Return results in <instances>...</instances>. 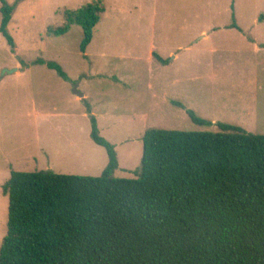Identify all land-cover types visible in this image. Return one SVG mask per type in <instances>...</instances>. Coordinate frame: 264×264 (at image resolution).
<instances>
[{"label": "rangeland", "instance_id": "374dc122", "mask_svg": "<svg viewBox=\"0 0 264 264\" xmlns=\"http://www.w3.org/2000/svg\"><path fill=\"white\" fill-rule=\"evenodd\" d=\"M90 1L6 0L14 44L0 32V244L11 170L101 173L107 154L90 138V113L115 146L116 177H136L149 127L216 131L223 122L264 134V0H101L84 52L77 24L46 34L64 9Z\"/></svg>", "mask_w": 264, "mask_h": 264}, {"label": "trees", "instance_id": "16d2710c", "mask_svg": "<svg viewBox=\"0 0 264 264\" xmlns=\"http://www.w3.org/2000/svg\"><path fill=\"white\" fill-rule=\"evenodd\" d=\"M12 10L0 0V32L11 48ZM103 10L101 0L64 9V22L46 34L77 24L84 52ZM33 63L63 74L54 62ZM89 120L90 138L107 154L99 175L10 171L1 186L0 264H264V134L223 122L216 131L149 127L136 177L125 178L114 175L115 146L91 113Z\"/></svg>", "mask_w": 264, "mask_h": 264}, {"label": "water", "instance_id": "95a60500", "mask_svg": "<svg viewBox=\"0 0 264 264\" xmlns=\"http://www.w3.org/2000/svg\"><path fill=\"white\" fill-rule=\"evenodd\" d=\"M72 92L77 94V96H80V97L83 95L82 92L77 90L76 84L73 85Z\"/></svg>", "mask_w": 264, "mask_h": 264}]
</instances>
